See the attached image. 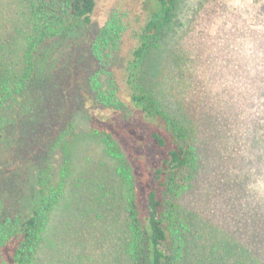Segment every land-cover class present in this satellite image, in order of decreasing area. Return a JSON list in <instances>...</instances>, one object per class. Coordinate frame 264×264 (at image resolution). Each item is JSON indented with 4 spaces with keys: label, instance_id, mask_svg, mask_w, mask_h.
Listing matches in <instances>:
<instances>
[{
    "label": "trees",
    "instance_id": "16d2710c",
    "mask_svg": "<svg viewBox=\"0 0 264 264\" xmlns=\"http://www.w3.org/2000/svg\"><path fill=\"white\" fill-rule=\"evenodd\" d=\"M22 1L25 27L0 61V264H41L56 212L74 217L71 228L113 227L119 264H192L193 240L206 224L192 204L206 167L200 128L177 122L145 84L147 56L176 0ZM223 47L243 54L235 43ZM244 49L248 58L256 53L255 62L230 58L227 66H251L264 84V36ZM78 119L106 145L117 182L81 191L78 174L65 190L61 145ZM250 213L244 237L227 228L226 239L239 252L237 264H264L263 196Z\"/></svg>",
    "mask_w": 264,
    "mask_h": 264
},
{
    "label": "rangeland",
    "instance_id": "374dc122",
    "mask_svg": "<svg viewBox=\"0 0 264 264\" xmlns=\"http://www.w3.org/2000/svg\"><path fill=\"white\" fill-rule=\"evenodd\" d=\"M119 1L123 4L126 0ZM27 17L22 0H0V61L17 31L25 27ZM253 28L264 29V0H176L171 22L147 56V88H152L177 122L186 126L194 121L200 128L206 167L192 204L206 224L204 235L193 240L192 264H237L239 252L230 250L224 230L243 238L245 221L259 197H264L260 173L264 162V118H260L264 84L260 85L251 66H227L230 58L255 62L256 53L248 58L244 45L248 41L257 48L264 33L251 36ZM242 32L244 37L239 34ZM225 42L237 44L243 54L240 56L241 50L235 51L237 56L227 52ZM61 148L68 164L66 191L78 174L83 176L81 191L94 181L107 184L120 179L118 165L87 120L78 119ZM4 188L0 185V199ZM59 218L62 222L57 223ZM73 220L66 212L63 217L56 212L42 244L41 264H119L113 227L104 231L94 224H75L71 228ZM66 242L71 248L68 253ZM243 254L240 251L244 260Z\"/></svg>",
    "mask_w": 264,
    "mask_h": 264
}]
</instances>
